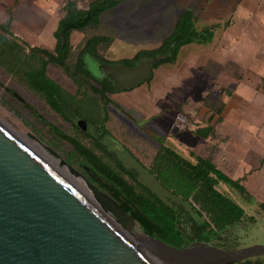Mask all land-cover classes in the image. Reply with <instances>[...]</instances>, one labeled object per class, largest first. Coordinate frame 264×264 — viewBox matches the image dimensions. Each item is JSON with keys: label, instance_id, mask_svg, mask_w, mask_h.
Masks as SVG:
<instances>
[{"label": "rangeland", "instance_id": "374dc122", "mask_svg": "<svg viewBox=\"0 0 264 264\" xmlns=\"http://www.w3.org/2000/svg\"><path fill=\"white\" fill-rule=\"evenodd\" d=\"M90 1L92 0H76L77 7L87 8ZM185 1L187 2L172 0L171 3H166L164 9L169 7L180 9ZM191 1L193 7L199 10L202 1ZM66 2L67 0H0V22H4L11 11L12 31L15 35L31 46L54 50L57 42L55 33L58 32L59 21L65 14ZM154 2L155 0H127L122 1L114 9H107L100 14V25L85 31L73 30L70 33L68 39L70 47L77 53L87 37L93 34H111L113 36L111 44L107 48L99 49V52L110 61L130 59L140 48L155 47L171 29L165 25L164 20V25L159 27L158 22H162V19L154 18L150 14L152 11L150 6ZM230 14L224 9L198 11L195 16L196 28H203L212 23L223 24L225 20L230 19ZM151 18L157 20L152 22L150 27H146ZM216 33L214 30L211 40L201 44L202 46L191 44L183 47L177 61L173 64H161L153 69L149 81L146 80L127 91L109 95L113 102L107 106L109 120L106 125L114 142H110V137L106 136L104 141L108 144V149L126 167L137 171L138 179L143 184L169 203H178L180 200L165 190L147 170L159 146L153 139L158 138L156 134L164 138L165 142L181 149L186 155L194 148L198 152L199 142L194 147L191 145L192 142L189 143V139L191 136L195 137L194 131L197 128L210 125H208L210 117L221 103L229 107L232 103H248L243 97L245 92L238 90V82L244 75L232 66V55L226 54L228 59L220 58V54L214 52L215 47L212 48L213 52L206 51L216 40ZM71 58L74 61L75 54ZM240 62L246 64L247 60L244 57ZM258 64L259 62L254 64L256 70H260ZM47 75L72 94L76 93L75 82L57 65L49 64ZM245 79H248L251 85L250 103H264V89L261 84L255 83L253 77ZM227 90L231 91V95L227 94ZM0 108L56 167L67 171L69 175L67 168L60 164L61 160H64L87 176L70 143L57 136L47 123L58 127L64 133L76 136L87 145H91V140L56 113L43 97L28 89L1 66ZM252 112L250 117L261 118L262 114L257 107L254 106ZM230 114L229 108L221 109V120L216 123L222 131L229 132V127H232ZM227 117V124L222 123ZM211 130L216 131L215 127ZM46 147L51 148L55 155ZM217 188L238 202L246 212L243 220L230 228L231 240L224 235L222 242L227 244L223 248L264 244V210L257 203H249L246 197L223 183H219ZM91 197L101 203L93 195ZM183 205L189 209L187 203L183 202Z\"/></svg>", "mask_w": 264, "mask_h": 264}, {"label": "trees", "instance_id": "16d2710c", "mask_svg": "<svg viewBox=\"0 0 264 264\" xmlns=\"http://www.w3.org/2000/svg\"><path fill=\"white\" fill-rule=\"evenodd\" d=\"M121 1L124 0H92L87 8L82 9L77 7L76 0H67L64 5L65 14L58 25V32L67 27L66 44L60 48L57 40L54 50L31 46L15 35L12 31L13 16L9 11L8 18L0 22V66L28 89L43 97L56 113L91 140V145H87L76 136L47 123L57 136L70 143L80 165L83 168L89 167L100 178L99 182L92 178L90 180L116 199L119 206L148 235L178 248L197 240L224 247L227 244L222 242L224 235L230 239V228L240 223L246 212L238 202L221 192L217 185L223 183L253 203L254 198L241 180L232 179L223 173L211 157H203L193 151L184 155L167 145L164 138H158L156 142L159 146L147 170L180 202L169 203L160 198L138 179L137 171L126 167L108 149L104 139L111 136L106 124L109 120L107 106L113 102L108 96V93L114 92L112 82L108 78L94 76L82 58L88 53L100 62L131 66L140 58L157 56L159 60L153 66L155 69L161 64L175 63L183 46L207 43L213 37L214 30L225 28L228 21L223 25L214 23L197 29L193 12L187 9L179 14L172 32L157 47L139 50L130 59L110 61L99 52L100 48H107L111 44V34L87 37L76 53L68 42L70 33L100 25V14L116 7ZM58 32L55 33L57 38ZM74 54L73 61L71 57ZM49 64L57 65L72 78L77 85L75 94L47 75ZM152 71L148 81L152 78ZM227 94L231 95V91H227ZM223 106L221 103L214 113L219 115L218 120ZM78 120L85 121L89 131L82 130L77 124ZM183 202L189 205V209L184 207ZM257 204L264 210V203ZM238 264H264V256L246 259Z\"/></svg>", "mask_w": 264, "mask_h": 264}, {"label": "water", "instance_id": "95a60500", "mask_svg": "<svg viewBox=\"0 0 264 264\" xmlns=\"http://www.w3.org/2000/svg\"><path fill=\"white\" fill-rule=\"evenodd\" d=\"M66 28L58 32L60 48L66 44ZM158 60L140 58L130 66L91 59L84 64L109 78L119 92L148 80ZM77 124L89 131L85 121ZM60 164L114 205L146 242L135 241L100 204L77 189L0 108V264H235L264 256V244L223 248L197 240L178 248L152 237L87 177L100 181L89 167L86 176L64 160Z\"/></svg>", "mask_w": 264, "mask_h": 264}, {"label": "crops", "instance_id": "0c3cea01", "mask_svg": "<svg viewBox=\"0 0 264 264\" xmlns=\"http://www.w3.org/2000/svg\"><path fill=\"white\" fill-rule=\"evenodd\" d=\"M190 1L183 2L180 9H173L172 7L164 9L166 3H171L172 0H155L150 6V10L152 9L150 14L154 18L162 19V22H158L159 27L164 25L163 20L165 25L170 26L171 30L166 34L167 36L172 32L179 14L187 9L193 12L194 17L198 11L208 12L209 9L229 11L231 13L230 19L223 22L224 24L228 21L227 26L215 29L217 32L216 40L212 42L211 47H208L206 51L213 52L212 48L215 47L214 52L220 54V58L228 59V56L232 55V66L244 75L243 79L238 82V90L245 92L243 97L248 103H232L230 107L223 103L225 104L223 107L229 108L231 112L232 127H229V132L219 129L216 122L221 120L222 115L218 120L219 115L216 113L210 118L209 126L205 125L197 128L194 131L195 137L191 136V140L189 139V143L192 142L191 145L194 147L199 142L197 147L199 151L197 152L195 148L189 151L203 157H211L213 163L223 173L232 179L241 180L248 193L254 198L253 203H264V103H250L252 94L249 86L251 85H249V80L245 79L246 77H253L255 83L258 82L261 86L264 81V0H198V2L202 1L199 10L195 9ZM195 1L192 0L191 2ZM156 20L149 19L150 22H147L146 27H150V24ZM196 24L195 21V27H197ZM162 40L159 43L157 42L158 44L155 47ZM191 44L197 45V43L187 45ZM198 45L202 46L201 44ZM155 47L140 48L139 50ZM233 55L235 56L234 59ZM244 57L247 60L246 64L240 62ZM257 62H259L258 68L260 70L255 69L254 64ZM254 106L262 114L261 118L250 117L253 114L252 108ZM216 115L217 119H215ZM227 119L228 117L224 118L222 123H226ZM214 127L215 132L211 130ZM204 128L205 131H203ZM221 128L225 129V127ZM156 135L160 138L158 134ZM158 138L153 139L156 142ZM165 143L172 146L179 153L186 155L181 149L167 142Z\"/></svg>", "mask_w": 264, "mask_h": 264}, {"label": "bare ground", "instance_id": "6f19581e", "mask_svg": "<svg viewBox=\"0 0 264 264\" xmlns=\"http://www.w3.org/2000/svg\"><path fill=\"white\" fill-rule=\"evenodd\" d=\"M54 164V163H53ZM55 165V164H54ZM58 168V167H57ZM67 168V167H66ZM59 169V168H58ZM67 178L68 180L80 191H82L83 193H85L90 199H92L91 195H93L95 198H97L98 200L101 201V203L97 202V201H93L96 202L97 204H100L105 212L112 217L115 221H117L122 227H124V229L126 230L127 234H129L135 241L139 242L140 244H143L145 241V238L142 236V234L140 233L139 229L133 225L132 223H130L126 217H124L123 215H121L117 209L115 208L114 205H112L108 200H105L103 197H101L98 194H94L85 184V182L82 180V178H80L79 176H76L75 174H73L72 172H70L67 168V170L69 171V175L67 171L61 170L59 169ZM73 178H71V177ZM75 179V180H74ZM105 203V205L103 204ZM104 205V206H103ZM162 260V259H161ZM163 261V260H162ZM161 263H164V261Z\"/></svg>", "mask_w": 264, "mask_h": 264}, {"label": "flooded vegetation", "instance_id": "af4514ba", "mask_svg": "<svg viewBox=\"0 0 264 264\" xmlns=\"http://www.w3.org/2000/svg\"><path fill=\"white\" fill-rule=\"evenodd\" d=\"M83 63H84V61L85 60H88V61H90L91 59H95L93 56H91L90 54H88V53H86L84 56H83ZM95 60H97V59H95ZM85 65V64H84ZM86 66V65H85ZM87 68V67H86ZM91 72V71H90ZM92 73V72H91ZM94 76H98L97 74H94V73H92ZM98 77H100V76H98ZM101 78H103V77H101ZM107 78V77H106ZM109 79V78H108ZM137 85H139V84H137ZM112 87H113V84H112ZM124 91H127V90H124ZM116 91H114L113 93H115ZM113 93H108V96L110 95V94H113ZM110 98V97H109ZM111 99V98H110ZM110 104V103H109ZM111 104H116V103H111ZM109 141L110 142H114L113 141V139L110 137L109 138ZM107 147H108V144H107ZM84 170H85V167H84Z\"/></svg>", "mask_w": 264, "mask_h": 264}]
</instances>
